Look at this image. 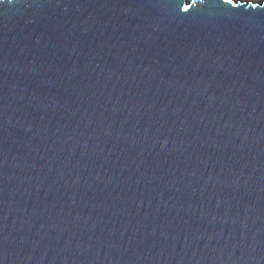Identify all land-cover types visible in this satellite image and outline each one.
Returning <instances> with one entry per match:
<instances>
[{"label":"water","instance_id":"1","mask_svg":"<svg viewBox=\"0 0 264 264\" xmlns=\"http://www.w3.org/2000/svg\"><path fill=\"white\" fill-rule=\"evenodd\" d=\"M0 264H264V0H0Z\"/></svg>","mask_w":264,"mask_h":264}]
</instances>
